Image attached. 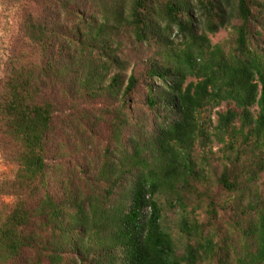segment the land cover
Wrapping results in <instances>:
<instances>
[{
  "label": "trees",
  "instance_id": "obj_1",
  "mask_svg": "<svg viewBox=\"0 0 264 264\" xmlns=\"http://www.w3.org/2000/svg\"><path fill=\"white\" fill-rule=\"evenodd\" d=\"M3 25L0 264H264V0H0Z\"/></svg>",
  "mask_w": 264,
  "mask_h": 264
},
{
  "label": "rangeland",
  "instance_id": "obj_2",
  "mask_svg": "<svg viewBox=\"0 0 264 264\" xmlns=\"http://www.w3.org/2000/svg\"><path fill=\"white\" fill-rule=\"evenodd\" d=\"M7 25H3V28H0V78L3 76V64H4V60H5V47H6V43H7V30L5 28H7ZM229 35V30L227 29H222L220 30L218 33H216L215 35H212V41L213 42H219L224 40L225 38H227ZM234 104L229 105L227 102H223L222 104H220L219 106L216 107H206L202 110V117L205 119L206 121V125L209 126L210 123L215 124L217 121V117H218V112L219 111H224L226 110L228 107H233ZM256 108V107H254ZM253 108V109H254ZM211 119V122H210ZM222 144L220 143H216L214 142L211 146H207L206 149L207 151H209L208 149L210 147H212L214 153H216V155L218 156H222V152L220 151ZM52 163H54V160H52ZM216 165L217 163H219L218 161L214 162ZM14 168L15 166L11 163H9L4 155L2 154V152L0 151V181H2L5 178H12L14 176ZM257 184L259 185L260 189H264V175H262L260 178H258V180L256 181ZM226 194H221V202L224 203L227 199ZM235 198V195H232V197L230 199H228V201ZM12 200L11 196L8 195H2L0 194V204L2 202H10ZM165 218H164V223L165 225L173 231V234L178 236L179 232H180V228L178 225V214L176 212H174L173 209L171 208H166L165 209ZM230 211V207L223 208L220 210V214L224 215L223 218L221 219L223 223V221H225L226 219H229L228 216L226 214H229ZM204 214L202 213V216ZM224 226L225 223H223ZM226 230V228H224Z\"/></svg>",
  "mask_w": 264,
  "mask_h": 264
}]
</instances>
